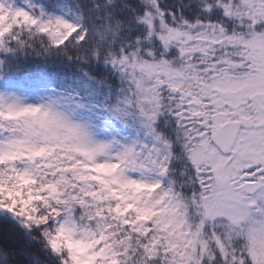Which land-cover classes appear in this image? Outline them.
I'll use <instances>...</instances> for the list:
<instances>
[{"label": "snow or ice", "instance_id": "snow-or-ice-1", "mask_svg": "<svg viewBox=\"0 0 264 264\" xmlns=\"http://www.w3.org/2000/svg\"><path fill=\"white\" fill-rule=\"evenodd\" d=\"M0 264H264V0H0Z\"/></svg>", "mask_w": 264, "mask_h": 264}]
</instances>
